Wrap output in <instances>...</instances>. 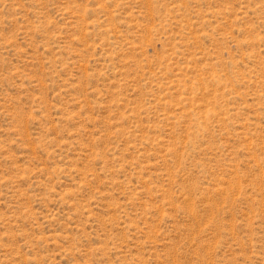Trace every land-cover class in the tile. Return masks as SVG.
Instances as JSON below:
<instances>
[{
  "label": "rangeland",
  "instance_id": "obj_1",
  "mask_svg": "<svg viewBox=\"0 0 264 264\" xmlns=\"http://www.w3.org/2000/svg\"><path fill=\"white\" fill-rule=\"evenodd\" d=\"M0 264H264V0H0Z\"/></svg>",
  "mask_w": 264,
  "mask_h": 264
}]
</instances>
